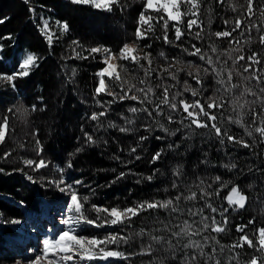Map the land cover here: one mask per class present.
<instances>
[{
    "label": "trees",
    "instance_id": "obj_1",
    "mask_svg": "<svg viewBox=\"0 0 264 264\" xmlns=\"http://www.w3.org/2000/svg\"><path fill=\"white\" fill-rule=\"evenodd\" d=\"M143 3L144 0H120L111 11H105L91 5L73 4L70 0H0V77L22 71L19 69L20 52L37 57L36 65L30 68L27 76H16L13 81L15 87L0 78V123L5 116L8 117L5 139L0 143V169L3 170L0 171V212L5 223L22 219L30 211L40 212L48 202L65 196L69 185L83 203L82 211L91 219L97 216L93 205L123 209L145 201H163L196 192V200L176 202L182 212L148 210L125 224L101 228L91 226L80 232L85 237L101 239L107 234L125 237L126 242L108 245L109 250L125 254L114 264H246L252 255L259 253L246 245L243 249L231 251L228 246L244 234L236 231L237 225H247L245 232L250 237L256 236L257 228L264 227V143L255 132L251 136L247 134L257 126H264L260 118L253 122L252 116L253 111L264 114V105L259 102L253 104L256 97L245 95L241 103H249L242 110V126L230 123L229 119L234 121L240 111L233 110L231 101L243 91V87L256 86L255 80L244 81L236 75L239 71L248 76L241 67L247 56L256 52L261 64L254 67L264 69V45L259 42L260 35L264 34V16L259 10L264 6V0H254L255 14L251 20L246 18V0H199L197 16L185 15L178 25L184 32L181 40L175 42L180 46L164 42L163 21L153 20V31L148 33V38L136 40L134 33ZM237 18L242 19L244 35L237 30L230 37L218 39L215 33L231 31ZM190 19H197L199 24V27L193 25L191 34L187 26ZM43 20H48L50 34L44 33ZM226 20L230 23L225 24ZM63 23L68 25L66 32L61 28ZM251 24H256L260 31L252 28L249 32ZM175 26V22H169L168 37L172 41H175ZM144 27L147 28L146 25ZM197 32L201 33L200 39L195 37ZM73 41L79 42V47ZM126 43L138 45L137 54L141 57L150 53L151 67L155 69L149 80L155 92L152 97L154 103L162 98L163 86L171 85L170 94L182 93L177 100H199L205 110L216 115V123L222 132L227 131L250 147L216 136L210 127L212 122L205 116H200V119L209 124L207 128H197L184 119L186 113L182 109L172 113L173 122L169 123L167 106H162L164 114L157 115L153 111L149 117L147 112L131 113L128 109L146 107L151 111L153 104L114 100L106 93L96 95L100 79L96 73L105 67L104 54L90 56L88 50L106 47L118 54ZM193 45L212 56L214 61L219 55V63L215 66L225 68L222 73L224 79H227V69L233 68L228 55L238 56L241 53L232 49L242 48L245 60L233 69L232 79V83L241 87L230 94L224 93L217 83L219 78L206 61L187 54L193 50ZM212 46L217 53L212 52ZM76 53L88 58H77ZM173 61L180 62L170 69L177 73V80L170 79L168 73H160L162 67ZM116 62L126 69L120 71L123 81L145 87L139 84L140 79H145L144 69L149 67L145 60L141 59L139 65L131 61ZM197 67L200 68L201 84L194 79ZM206 68L207 73L204 72ZM177 69L183 70L177 72ZM185 81L198 90L196 97L190 91H184ZM105 83L108 90L120 94L121 81L110 80L106 76ZM124 88L127 90L128 84ZM254 90L260 94L259 86ZM208 97H222L224 107L207 109ZM105 107L107 111L103 117L95 121L89 118L93 113L104 111ZM128 120L132 123H127ZM121 128L127 131L121 132ZM85 133L92 137L93 143L87 142ZM141 137L146 139L141 140ZM157 152L161 154L160 158L153 162L152 157ZM6 153L9 155L5 156ZM25 160L36 163L44 160L48 166L34 171L35 165L26 167ZM69 163L71 167H68ZM61 178L64 184H59ZM173 183L177 187L174 188ZM233 187L246 196L244 208L233 206L224 213L229 221L224 232L208 230L190 238L200 241L204 255L198 249L184 248L189 238L173 237L171 230L179 231L174 226H182L185 220L189 223L200 220L199 216L189 215V209L203 208L204 215H214L221 220L219 213H212L205 203L207 201L218 209L228 208L227 198ZM60 188H65V191H60ZM202 191L211 193V196L201 198ZM84 197H87L86 202ZM249 220L254 223L249 224ZM153 236L160 237V242L153 243ZM205 237L209 239L205 240ZM210 237H215V240ZM149 244H152L150 253L140 254ZM221 245L224 246L223 251ZM193 254L198 257L197 261L190 259ZM9 259L0 237V263Z\"/></svg>",
    "mask_w": 264,
    "mask_h": 264
},
{
    "label": "snow or ice",
    "instance_id": "obj_2",
    "mask_svg": "<svg viewBox=\"0 0 264 264\" xmlns=\"http://www.w3.org/2000/svg\"><path fill=\"white\" fill-rule=\"evenodd\" d=\"M223 2V0H221ZM71 3L77 4V5H91L92 7L96 9H103L105 11H111L113 5H119L120 0H71ZM182 5H187L188 11L184 12L181 10ZM246 9L245 12L247 13L246 18L248 20L252 19V16L255 14V4L254 0H246ZM199 10V0H144L143 8L141 12L139 13L138 19H137V28L135 30V38L137 41L144 40L148 38V33L153 31L152 21L155 20L157 22L163 21V28H164V42L166 44H173L174 46H180L176 45V41H180L181 37L184 35V32L181 30V28L178 26L182 22V18L185 15H192L197 16ZM235 7H233V11H235ZM261 12V15L264 16V6H261L259 9ZM151 13H158L160 15L153 16ZM169 22H175V41H172L168 37V30H169ZM229 21H225V24H229ZM147 26L145 28L144 26ZM193 25H196L199 27V24L197 23V19H190L187 22L188 26V32L191 34V30ZM61 28L63 31H68V25L67 23L61 24ZM252 28H256L257 31H260V29L257 27L256 24H251L248 27V31L250 32ZM241 30L240 34L244 35V30L242 28V19L237 18L234 23V27H232L231 31H223V32H217L215 33L216 37L219 39L221 37H230L232 36V33ZM44 33L48 34V26L45 22V26L43 29ZM195 37L197 39L201 38V33L197 32L195 33ZM49 43L51 44V36H48ZM247 43V41H245ZM260 44L264 45V34H261L259 37ZM240 42L237 41V44ZM73 44L79 47V42L73 41ZM145 47H151V45H145ZM137 48L138 45L135 43L133 44H124L123 47L119 50L118 54H114L112 50L106 48V47H92L88 50L89 55L96 53H102L104 54L103 63L105 64V67L98 71L96 75L100 78L98 86L95 89L96 95H99L101 93H106L109 96H112L114 100L119 99L120 101L123 100H133L137 101L139 104H153V108L150 111L148 108L138 109L136 107H130L128 109L131 113H136L138 111H144L148 113V116H152V112H156L157 115L164 114L162 111V106H167L168 112L166 113L167 119L169 123L173 122V116L172 113L177 112L178 110L182 109L183 113H186V116H184V119H188L191 124H194L197 128H207L209 127V124L206 121H202L200 119V116L207 117L208 121H211V129L214 130L215 135L218 137H226L229 142L233 143H239L243 147L248 148L250 145L248 143L243 142L242 140H237L234 136L228 134L227 131L222 132L221 127L218 126L216 123L217 117L215 114H213L210 111L205 110L204 105L201 104L199 100H192L187 101L184 99L177 100V97L181 96L182 93L177 91L175 93L170 94V88L171 85H165L163 86V92H162V98H158V102L154 103L152 97L155 96L154 89L152 85L149 83V80L151 78L152 72L155 71V69H152V59L150 58V53H145L143 57L139 56L137 54ZM192 51H188L189 56H199L200 60H205L206 63L211 68V71L215 73V75L219 78L217 80V83L220 84L221 88L223 89L224 93L230 94L232 91L238 87H241V85L232 83L233 79V69L239 64L240 61L245 60V56L243 55V50L240 47H236L232 49V51L241 53L238 56H232L228 55V59L232 61L233 68L227 69V79H224L222 77V73L225 71L224 67L217 68L215 65L219 63V55H217L216 60L214 61L212 56L208 55L206 52H202V50L199 47H196L195 45L192 46ZM213 53H217V49L212 46L211 48ZM75 52V49H73ZM184 51H187V49H184ZM161 56L164 54L161 53ZM77 58H83L87 59V56L81 57L80 53H76ZM143 59L147 62L149 65L148 68L144 69V77L145 79H140L139 84L145 85V87H137L135 84H130L128 81H123L120 76V71H125L124 65L117 64V60L122 61H131L133 64H140V60ZM37 57L33 54H30L27 56V58L19 64V69L22 71H18L12 75H6L2 78L3 80H6L12 87H15V84L13 83L16 76L24 77L29 74V70L31 67L36 65ZM177 63H180L179 61H173L172 63L168 64L166 67H162L160 69V73H168V77L172 80H177V73L171 71L173 67ZM261 60L258 58V54L256 52H252L251 55L247 56L246 63L242 65L243 72L248 73V76H243L241 72L237 71L236 75L241 76L242 80L244 81H256V86H259V93L264 94V69H258L254 66L260 65ZM143 67V65H140ZM183 69H177L178 71H182ZM204 72L207 73L208 69H204ZM200 68L197 67L196 74L194 75V79L196 80L197 84H201L202 81L200 79ZM190 76H193V73L189 72ZM107 76L110 80L115 81H121L120 87L121 92L120 94H117L115 92H112L108 90V85L105 83L104 77ZM159 77V73H158ZM128 84L127 90H125L124 85ZM256 86H248L243 87V91L239 93L238 96H236L231 101V107L234 111L240 110L237 112V118L233 121L229 119L230 123H235L238 126H242L243 123V109L246 105H248V101H244L241 103V100L245 95L249 96H255L256 100L252 103L255 104L256 102L261 103L264 105V96L257 93V91L254 90V87ZM157 87H160V85H157ZM184 91L185 92H191V95L193 97H196L199 93L198 90L195 88H192L187 81L184 82ZM131 93V94H130ZM138 93L139 95H137ZM99 103V102H98ZM207 109L211 110L213 108L221 109L224 107V102L222 97H208L207 98ZM103 106V105H102ZM199 109L197 112L196 110ZM33 111L36 110L35 106H33ZM9 112L12 111V109H8ZM107 111V107H105L104 111H101L99 113H93L89 118L91 120H98L100 117H103ZM24 112H27V109H24ZM253 116V122L256 121L257 118L261 119V123L264 124V114H257L255 111L252 112ZM127 123H132L131 120H128ZM8 127V117L5 116L3 118L2 123H0V143H2L5 139L6 135V129ZM163 127V126H162ZM165 132H168L167 128H163ZM121 132L127 131L125 128L120 129ZM253 132L259 135L261 138V143H264V126H257L253 128L251 131H248V135H252ZM85 138L88 143H93L92 137L85 133ZM141 140L146 139V137H141ZM157 139H162V137H157ZM223 139H221V143H223ZM37 146L39 148V141L36 142ZM42 151V149H40ZM79 151V150H78ZM133 152L136 151L135 148L132 149ZM9 154H5L7 156ZM37 155H39V151L37 152ZM160 153L157 152L153 157L152 160L155 162L157 159L160 158ZM139 159V157H137ZM24 164L26 167H32L34 171H38L40 168L47 167L48 164L44 160H40L39 163H36L33 160H25ZM71 163H69L68 167H71ZM232 167H235L233 165ZM0 171H3L0 169ZM123 175V174H121ZM174 175H177V173H174ZM120 177H118L119 179ZM29 179H32L29 177ZM149 180H151V177H148ZM217 180L220 178L217 177ZM35 182V181H33ZM49 183H55V181H49ZM75 183H80V181H76ZM59 184H64L63 178L60 179ZM59 184L57 185L59 187ZM174 188L177 187L176 183H173L172 185ZM68 191L71 192L70 197V203H69V210L74 212L75 215L69 216L67 219L62 220V223L67 226L66 231H62L58 238L55 240H45L44 241V247H43V255L37 256L36 260L33 262V264H41V262H44V264H69V262H74V264H79L80 261H95V260H108L111 258H124L125 254L120 251L115 250H109L108 245L109 244H119L121 241L126 242V238L123 236H118L116 234H107L103 239L98 238L96 236L92 237H85V236H78L76 234V227L81 224L85 225H92L96 228L104 227L105 225H117V224H125L128 221H131L133 217L138 216L140 213L148 211V210H156V209H170L172 213H178L182 212L183 209L179 207V204L176 202L181 201L182 199L193 201L196 200L197 194L196 192H192L191 195L183 196L182 194L174 196L172 199L168 200H152V201H145L141 202L134 207H126V208H102L97 207L93 205V210L97 213V216L95 219L89 218L87 215L84 214L82 211L83 209V203L81 202L80 198L78 197L77 193L75 191L71 190V186H67ZM60 191H65V188H60ZM201 198L211 196V193H205L201 192ZM84 201H87V197L83 198ZM228 208H221L218 209L216 207H213L211 203H205V207L210 208L212 213H219L221 220H217L216 216H206L204 215V209L199 208L196 210L189 209V215L191 216H199V221H193L189 223V221L185 220L181 225H175L174 228H179V231L171 230V234L173 237L176 238H182V237H188V243L184 244V248H192L194 251L199 250L201 255H204L203 253V245L200 243V241L192 240L190 239L193 236H199L202 232L210 230L214 233H222L225 231V226L229 223L227 216L224 215V213L229 211V208H232L235 206V208H244L245 202H246V196L243 195L238 188L233 187L231 189V194L228 196ZM13 223H19V221H12ZM249 224L254 223L253 220H249ZM247 225H237L236 231L240 233H244L239 237V239L233 243L232 245L228 246L229 250L241 248L243 249L245 245L249 249H253L255 253H259V255H252L248 261H246V264H264V227L257 228L256 236L250 237L246 232ZM143 229L141 230V233H143ZM211 239L215 240V237H210ZM160 237L153 236L152 242L153 243H159ZM205 240L209 239V237H205ZM221 251H223L224 246L221 245ZM152 250V244H149L148 247L140 254H149ZM213 252H215V248H213ZM49 256L53 257V259H49ZM234 258V257H233ZM190 259L192 261H197L198 257L193 254ZM219 264V262H217Z\"/></svg>",
    "mask_w": 264,
    "mask_h": 264
},
{
    "label": "rangeland",
    "instance_id": "obj_3",
    "mask_svg": "<svg viewBox=\"0 0 264 264\" xmlns=\"http://www.w3.org/2000/svg\"><path fill=\"white\" fill-rule=\"evenodd\" d=\"M184 6H186L185 10L183 9ZM188 7L189 6H187V5H182L181 10L184 12H187ZM45 22L47 23V26H48V20H43V29L45 26ZM48 34H50L49 29H48ZM19 55H20V59H21L20 62L22 63L27 58V56L30 55V53L22 51L19 53ZM105 77H104V80H105ZM67 194L69 195L70 193L67 192ZM67 194L63 197H66ZM62 198H60V200ZM66 204L67 203L62 205V209H64V210L60 213L59 216L53 215V214L57 215L56 213H54V211L55 212L57 211L56 208H55V210L53 209L54 211L52 210L53 212L51 211L50 208H46L42 211L41 217L39 219L37 218V220H35V223L37 221H39L38 226L33 228V232L37 236V241H36L35 246L30 247L29 252L27 253V255L25 257L26 262L14 261L15 258H13L12 261H14V262H9V263L4 262V263H0V264H33V262L36 260L37 256L43 255L44 241L45 240L51 241V240H55L56 238H58L59 234L62 231L67 230V226L62 223V220L67 219L69 216L75 215L74 212L69 210V206L67 208ZM2 216L3 215L0 212V229L3 225L6 224L4 222V218ZM41 219H43V220L41 221ZM16 221H19V224H20L21 219H17ZM73 226L76 227V234L78 236H85L80 232V230H78L80 226H75V225H73ZM27 227H28L27 223H24L20 227L16 224V225H12L10 227V229L7 228L6 232L9 235L8 237L11 236L12 239H19L20 237H22L25 234V232H28ZM26 236H28V233L25 234V237ZM9 243L10 242H7V246H9V248H12V245ZM49 259H53V257L49 256ZM118 259H121V258H111L110 257L108 260H95V261H91L90 263L91 264H114L116 261H118ZM41 264H44V262H41ZM69 264H74V262H69ZM79 264H81V261L79 262Z\"/></svg>",
    "mask_w": 264,
    "mask_h": 264
},
{
    "label": "bare ground",
    "instance_id": "obj_4",
    "mask_svg": "<svg viewBox=\"0 0 264 264\" xmlns=\"http://www.w3.org/2000/svg\"><path fill=\"white\" fill-rule=\"evenodd\" d=\"M58 209H59V208H56V210H58ZM54 210H55V209H54ZM54 210H53V211H54ZM53 211H52V212H53ZM55 213H56V214H59V212H57V211H56Z\"/></svg>",
    "mask_w": 264,
    "mask_h": 264
}]
</instances>
